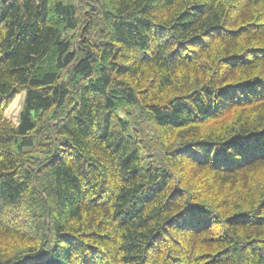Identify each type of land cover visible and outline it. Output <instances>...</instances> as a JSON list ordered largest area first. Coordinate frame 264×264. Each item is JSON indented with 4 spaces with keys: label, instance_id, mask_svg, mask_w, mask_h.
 Returning <instances> with one entry per match:
<instances>
[{
    "label": "trees",
    "instance_id": "obj_1",
    "mask_svg": "<svg viewBox=\"0 0 264 264\" xmlns=\"http://www.w3.org/2000/svg\"><path fill=\"white\" fill-rule=\"evenodd\" d=\"M0 264H264V0H0Z\"/></svg>",
    "mask_w": 264,
    "mask_h": 264
},
{
    "label": "rangeland",
    "instance_id": "obj_2",
    "mask_svg": "<svg viewBox=\"0 0 264 264\" xmlns=\"http://www.w3.org/2000/svg\"><path fill=\"white\" fill-rule=\"evenodd\" d=\"M23 98L19 96L6 111V117L14 122H18V117L21 111Z\"/></svg>",
    "mask_w": 264,
    "mask_h": 264
}]
</instances>
